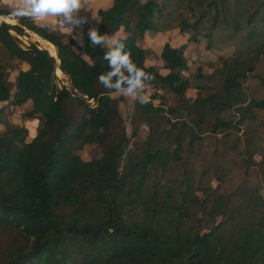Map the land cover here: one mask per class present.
Listing matches in <instances>:
<instances>
[{
	"label": "trees",
	"instance_id": "16d2710c",
	"mask_svg": "<svg viewBox=\"0 0 264 264\" xmlns=\"http://www.w3.org/2000/svg\"><path fill=\"white\" fill-rule=\"evenodd\" d=\"M176 2L184 3L193 16L191 21L180 20L179 30H189L188 39L195 44L199 36L205 38L207 50L213 49L212 31L221 23L232 27L230 37L246 28V40L264 39V0H111L106 8L97 9L98 34L120 31L114 41L123 43L137 67L155 77L144 81L152 89L148 102L135 100L143 121L165 114L168 130H176L177 144L170 151L153 147L147 137L140 156L126 151L124 132L96 158L83 160L76 153L83 145L104 143L118 117L117 101L110 96L116 90H106L98 80L110 70L103 58L108 48L90 47L87 23L80 25L77 44L78 28L52 31L44 26L49 23L39 24L29 17H18L15 24L0 21L1 49L8 59L27 66L16 71L12 93L0 68V102L17 107L29 101L22 115L39 123L26 141L23 127H10L0 119L4 126L0 132V264H264V199L258 194L264 184L262 163L249 171L254 145L239 157V138L228 147L231 153L224 146L228 133L238 129L237 123L264 115V96L246 100L240 89L247 72L264 82L254 71L264 41L254 46L249 59L224 60L213 70L218 91L189 98L190 83L182 74L188 62L186 43L163 42L157 57L164 73L144 63L145 50L136 43L145 32L174 26L176 8L171 5ZM194 8H198L196 15ZM14 12L0 2V15ZM208 13L210 24L203 30L201 23ZM5 20L10 22L8 17ZM26 31L53 47L54 56L34 41L22 46L18 37L26 36ZM55 69L67 85L57 84ZM165 94L177 103L188 101L196 117L187 122L181 110L166 106ZM155 99H160L158 104ZM67 101L82 108L74 125L62 109ZM231 108L234 112L224 118L221 114ZM206 131L221 134L215 138L221 148L214 146L211 154L227 155L221 166L238 164L243 175L237 182L228 179L230 170L222 167L212 187L206 180L209 163L199 167L196 178L192 163L186 165L196 156L205 161L198 141ZM182 137L188 138L183 155L178 151ZM256 148L261 152L263 145ZM168 167L176 171L183 167L178 181L170 185L160 178L152 181L150 169Z\"/></svg>",
	"mask_w": 264,
	"mask_h": 264
},
{
	"label": "rangeland",
	"instance_id": "374dc122",
	"mask_svg": "<svg viewBox=\"0 0 264 264\" xmlns=\"http://www.w3.org/2000/svg\"><path fill=\"white\" fill-rule=\"evenodd\" d=\"M8 2V4H16V0H4ZM107 2L106 0H103ZM104 3V2H103ZM184 3H174L171 6H175L176 11H174V26L169 30H164L158 33H145L141 38L136 40L137 45L141 46L145 50V61L144 63L147 65H153L157 69H161V62L158 59V53L161 48V45L164 41H168L171 45H178L182 43H186L185 53L188 57L187 69L182 71V74L188 79L190 83V88L186 92V96L189 98H193L196 96H205L209 93H213L219 90L218 83V75L215 73L216 69L221 67V64L224 60H229L230 63L237 58L238 60H246L249 59L253 55L254 46L258 44L260 41H264V39H249L246 40L244 37V31L246 28L240 29V33L234 35L232 37L228 36L232 27L230 24H218V27L212 31V43L213 49L207 50L204 48L206 43L205 38L199 36L198 43H194L189 40L188 37L190 35L189 30L180 31L178 27V23L180 20L191 21L193 16L189 14L188 10L184 8ZM178 9V10H177ZM16 11V10H15ZM195 15L198 12V8H194ZM212 13V12H211ZM211 13H208V16L202 21V29L206 30L210 24ZM177 14V15H176ZM228 17L231 18L232 13L227 14ZM9 18V17H8ZM3 22H7L4 19H0ZM10 24L16 23V19L10 18ZM40 22V21H39ZM51 24L55 23L54 18H48L47 21ZM91 28L96 27V19H93L89 22ZM57 31L67 32L65 29L56 28ZM26 36H19L18 40L22 46H25L29 41L36 42L40 47L45 48L50 55L51 49L54 51L53 47H51L47 42L40 39L35 34H32L26 31ZM78 33L74 35V40L76 43H79ZM112 33H104L102 35L111 36ZM243 35V36H242ZM261 44V43H260ZM259 45V44H258ZM264 45V43H263ZM252 52V53H251ZM54 56V54L52 55ZM253 60V59H252ZM24 64L17 62L16 60L8 59L5 55L4 51L0 47V68L3 69L7 74V81L9 82L10 92L12 93L14 90V76L18 69L24 68ZM55 69V77L56 82L59 86L67 85V80L63 76L61 72H58ZM255 73L258 74L261 78H264V48L263 52L260 55L255 56ZM199 75V76H198ZM259 77H255L253 73L247 72L244 77L240 81V89L243 95L247 98H259L264 96V82L259 83L257 80ZM196 86H202L201 88H195ZM152 93V89L149 86H145L144 90H137V95L128 97L123 96L118 91L112 92L110 94L111 97L116 99L117 101V110L118 117L112 121L110 132L111 136L104 141L101 145L97 144H86L83 145L82 148L76 151L79 157L83 160H89L92 158H96L100 155V153L107 148L110 144L115 142L122 132H124L125 136L128 138L126 144V151H129L132 155L140 156L145 147V139L147 137L151 138L150 144L153 147H160L163 150L170 151L177 142L174 141V134L176 130H168L169 123L167 121L165 114L153 115L146 123L143 121V116L139 112L138 108L135 106V100L139 97V95H145L147 98ZM166 101V106L174 107L182 111L183 118L187 122H191L196 117V112H194L190 106L188 101H183L181 103H177L172 95H163ZM160 99L153 100L154 104H158ZM30 107V102L27 101L21 106L13 107L9 104V101L0 102L1 114L0 119L4 120L8 126L10 127H23L26 130L25 140L29 141L36 133V129L39 126L38 120L36 118H26L22 115V112ZM63 112L68 118L69 122L74 125L77 121H79L82 108L76 105L72 101H67L63 104ZM234 112V109L231 108L223 112L221 115L224 118H227L230 113ZM236 117V116H235ZM234 117V119H235ZM207 123H211L212 117H207ZM207 124L209 127L211 124ZM236 127L232 129L233 133H228V142L224 145L229 151L231 144L235 142L236 139L239 138L238 143L236 144L237 148H240L239 157L244 156V151L249 146H253L252 149V157L249 163V171L259 169L258 164L262 163V167L264 170V115L257 114L252 118H245L240 123H237ZM202 128V127H201ZM4 129L3 124L0 122V132ZM71 127L66 130V132L70 131ZM183 136V135H182ZM201 138L198 141V149L200 153L204 156L205 161L199 162V156H196L194 161L191 159L187 161L186 165L192 163V167L194 168L193 175H198L200 169L199 167L207 166L208 163L209 169L206 174V180L213 187L218 183L216 179L217 176L221 173V168L225 170H230L228 174V179L232 181H238L242 177L241 169L236 164L235 166L228 168V164L225 163L224 166H221V163H224L227 160V155L223 158L217 157L211 154L212 148L214 146L221 148L220 142H215V138H220L221 134L214 136L208 131L203 132L201 134ZM187 137H182L178 144L179 152L184 153V150L187 146ZM263 145L261 150L262 154L259 150H256V146ZM222 146V147H224ZM229 147V148H228ZM243 151V152H242ZM230 152V151H229ZM247 152V151H246ZM226 153V152H225ZM231 153V152H230ZM182 154V153H181ZM183 155V154H182ZM262 157V160L260 159ZM186 158H183L185 161ZM237 163V162H236ZM182 166V164H180ZM183 168V167H182ZM182 168L178 171L173 167L170 169L169 167L166 169H150V176L152 181H156V179L160 178L161 182H167V184L175 183L181 178ZM163 170V171H162ZM162 172V174H161ZM251 175V174H250ZM251 177V176H250ZM197 179H195L196 181ZM198 194V191H196ZM258 194L262 199H264V184L260 185L258 189Z\"/></svg>",
	"mask_w": 264,
	"mask_h": 264
},
{
	"label": "clouds",
	"instance_id": "9594fccd",
	"mask_svg": "<svg viewBox=\"0 0 264 264\" xmlns=\"http://www.w3.org/2000/svg\"><path fill=\"white\" fill-rule=\"evenodd\" d=\"M87 0H16L15 16L29 17L34 21H47L54 18V24H46L48 30L56 28L72 31L78 26L86 23L84 17L79 16V12L86 10ZM90 39V47L103 44L108 51L104 55V60L108 62V71L101 73L98 77L99 82L106 90L115 89L123 96L132 97L137 95V90H144V81L154 80V75L137 67L131 58V52L125 50V45L121 42L112 40L108 35L98 34V30L90 28L87 33ZM114 45V46H111ZM57 69V68H56ZM129 75L125 76L124 72ZM113 77H116L113 82ZM127 85V87H122ZM138 102L146 104L148 98L139 95Z\"/></svg>",
	"mask_w": 264,
	"mask_h": 264
},
{
	"label": "crops",
	"instance_id": "0c3cea01",
	"mask_svg": "<svg viewBox=\"0 0 264 264\" xmlns=\"http://www.w3.org/2000/svg\"><path fill=\"white\" fill-rule=\"evenodd\" d=\"M107 2H105V1H103V0H87V4H86V10L87 11H85V10H81L80 12H79V16H81V17H84L85 18V20H86V23L88 24V26H89V29L91 28L90 27V25H89V22L91 21V20H93V19H96V27H94L95 29H97V27H98V25H99V18H98V16H97V14H96V11H97V9H99V8H106L109 4H110V2H111V0H106ZM0 2L2 3V4H4L7 8H14L15 10H16V4H8V2H5L4 0H0ZM104 2V3H103ZM5 17H9V18H12V19H16V22H17V18H18V16H15V15H0V19H4ZM1 21V20H0ZM11 21V20H10ZM36 23H39V24H45V23H49V22H45V21H35ZM6 23H8V22H6ZM15 24V23H14ZM68 31V30H67ZM81 32V27L79 26L78 27V31L76 32V33H78V32ZM145 33H149V32H145ZM144 33V34H145ZM152 33V32H151ZM33 34V33H32ZM80 34V33H79ZM79 34H78V36H79ZM121 34V32L120 31H117V32H115V33H112L111 34V38H112V40H114V38L117 36V35H120ZM138 39V38H137ZM136 39V40H137ZM169 43V42H168ZM178 45H180V44H178ZM173 46H176V45H173ZM141 47V46H140ZM22 64H24V63H22ZM24 68H26L27 66H26V64H24ZM24 68H22V69H24ZM159 72H161V73H164L165 72V70L164 69H159Z\"/></svg>",
	"mask_w": 264,
	"mask_h": 264
}]
</instances>
